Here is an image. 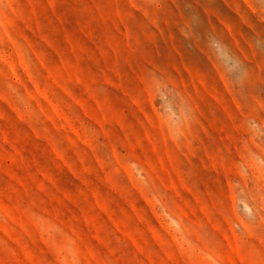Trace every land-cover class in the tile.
<instances>
[{"label": "rangeland", "instance_id": "obj_1", "mask_svg": "<svg viewBox=\"0 0 264 264\" xmlns=\"http://www.w3.org/2000/svg\"><path fill=\"white\" fill-rule=\"evenodd\" d=\"M0 264H264V0H0Z\"/></svg>", "mask_w": 264, "mask_h": 264}]
</instances>
